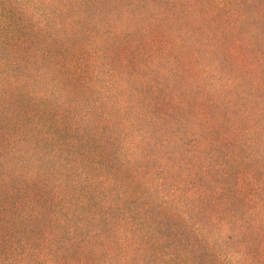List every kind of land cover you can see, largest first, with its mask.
I'll list each match as a JSON object with an SVG mask.
<instances>
[{
  "label": "rangeland",
  "instance_id": "obj_1",
  "mask_svg": "<svg viewBox=\"0 0 264 264\" xmlns=\"http://www.w3.org/2000/svg\"><path fill=\"white\" fill-rule=\"evenodd\" d=\"M0 264H264V0H0Z\"/></svg>",
  "mask_w": 264,
  "mask_h": 264
}]
</instances>
